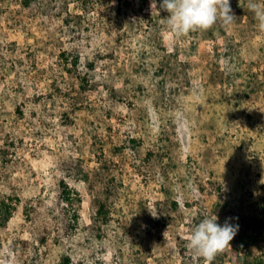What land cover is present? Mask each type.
I'll return each mask as SVG.
<instances>
[{"label":"rangeland","instance_id":"obj_1","mask_svg":"<svg viewBox=\"0 0 264 264\" xmlns=\"http://www.w3.org/2000/svg\"><path fill=\"white\" fill-rule=\"evenodd\" d=\"M161 2L0 0V264H206L186 244L213 214L239 227L211 264H264V228L235 245L264 220V31L230 0L177 38Z\"/></svg>","mask_w":264,"mask_h":264},{"label":"clouds","instance_id":"obj_2","mask_svg":"<svg viewBox=\"0 0 264 264\" xmlns=\"http://www.w3.org/2000/svg\"><path fill=\"white\" fill-rule=\"evenodd\" d=\"M248 10L254 14L258 29L264 31V3L260 0H248ZM150 8L157 9V0H151ZM159 9L168 13L161 18L162 24L179 38L192 32L206 31L217 23L230 24L235 21V14L230 0H162ZM264 183V177L261 178ZM153 217L156 214L149 209ZM218 216H205L195 225L188 237L186 247L206 264H211L215 255L225 250L238 231V225H233L226 218L219 224Z\"/></svg>","mask_w":264,"mask_h":264},{"label":"trees","instance_id":"obj_3","mask_svg":"<svg viewBox=\"0 0 264 264\" xmlns=\"http://www.w3.org/2000/svg\"><path fill=\"white\" fill-rule=\"evenodd\" d=\"M24 5H29L31 0H22ZM65 54V53H64ZM73 64H77V60L72 62ZM84 79V77H81ZM60 185L62 188V201L66 204H71L74 195L77 193L74 192L73 189L69 188L68 184L65 183L64 180L60 181ZM16 209V204L11 198H6L0 203V217H2L3 224L12 216L14 210ZM105 205L100 203L98 207V213L101 214L104 212ZM243 229L240 232L238 239L236 240V249H248L251 244L249 241L256 242L258 235L262 232L264 228V220L259 218L256 215H247L242 218ZM72 258L71 256L64 254L63 258L60 260L59 264H71ZM243 264H263L262 260H248L247 257H244Z\"/></svg>","mask_w":264,"mask_h":264}]
</instances>
